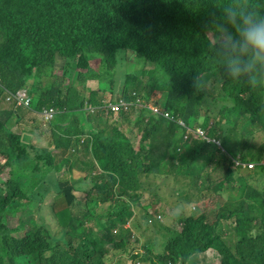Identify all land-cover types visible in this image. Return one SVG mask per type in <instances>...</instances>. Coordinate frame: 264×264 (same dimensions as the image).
Segmentation results:
<instances>
[{
	"label": "trees",
	"instance_id": "1",
	"mask_svg": "<svg viewBox=\"0 0 264 264\" xmlns=\"http://www.w3.org/2000/svg\"><path fill=\"white\" fill-rule=\"evenodd\" d=\"M250 4L264 9V0H0V104L6 91L25 89L36 80L32 111L49 106L63 111L50 125L54 140L39 144L41 126L35 125L32 111L20 114L16 108L0 107V174H9L0 181V264H112L133 246L131 230L125 228L128 220L151 216L143 197L150 181L159 187L171 175L188 179L196 173L191 185L170 187L176 206L197 200L204 189L213 196L227 191L228 200L216 198L210 215L190 217L180 234L164 241L163 252L154 256L157 264H198L192 257L208 251L218 256V264H264V165L247 170L235 164L264 159V81L250 85L226 75L217 43L207 35L200 15L207 12L216 29L226 7ZM119 51H135L159 66L141 74L150 77L151 90L164 91L166 110L189 124L205 126L208 119L200 108L211 103L205 100L209 86L194 87V80L205 75L215 90L217 85L222 104L217 103L215 126L207 133L219 142L195 135L186 140L175 123L133 105L135 99L123 91L126 101L103 99L108 90L120 88ZM59 61L66 76L75 67L80 85L54 80L48 89L43 87L48 68ZM87 79L96 86L84 87ZM36 91L49 93L50 99ZM112 105L121 111L114 120ZM133 111V121L122 127L124 112ZM225 112L227 130L216 120ZM85 134L76 148L75 138ZM207 161L215 165L201 174ZM146 164L151 174H145ZM83 172L97 193L89 190L78 198L76 189L86 192L79 185ZM35 201H40L37 210L45 211L51 230L38 214L27 219L31 229L9 226L11 214ZM62 201L66 206L59 220ZM74 201L83 204L82 213L73 212ZM20 230L22 236H13ZM212 231L216 244L208 243ZM185 240L193 246L176 251L174 245Z\"/></svg>",
	"mask_w": 264,
	"mask_h": 264
},
{
	"label": "rangeland",
	"instance_id": "2",
	"mask_svg": "<svg viewBox=\"0 0 264 264\" xmlns=\"http://www.w3.org/2000/svg\"><path fill=\"white\" fill-rule=\"evenodd\" d=\"M213 41L216 42L215 39ZM116 63H118L117 69H118L119 80H121L120 85H119L120 88H114L112 90L111 89L108 90L107 94L104 95L103 99L116 102L118 100L123 99L122 94H121V92L123 91L127 95H129V97H132L133 99H135L134 101L138 99L143 101V99H148V97H149V100H146L148 102L155 103V101H158V102L161 101L162 90H158V88L156 87H154V89L151 90L152 87L148 86L150 77L147 75L141 74L142 70L144 69L145 70L153 69L154 66L155 68H159L157 64H152L148 62L146 59L142 58V56H139L132 51H120L117 56ZM59 65H56V67L52 69L48 68L49 79L43 81V85H44L43 87H45V89H48L50 86V81H54V80H64L65 82H70L71 84L76 85V86L80 85L79 84L80 81L76 75L75 67H72L70 69L69 76H66L64 73L65 67L63 68L61 67V65H63L61 61H59ZM101 65H102L101 67H103V63H101ZM51 71H53L54 76L50 77ZM38 80L39 82L42 81L40 77L38 78ZM97 82L101 89L105 88V85L102 81H97ZM27 84L28 85L25 87V89H27L32 96L34 87L38 89L36 80H30ZM83 85L84 87L89 88L88 86H91V87L96 86V83L87 79L85 84ZM201 85L209 86V89L207 90L209 95L206 97L205 100H210L211 103L210 104L204 103L202 105L203 108H200L201 115L205 114L206 118L208 119V121L205 123L206 125L204 126L203 123L201 124L197 123L196 126L200 127L201 125H203L207 131L209 128L215 126L214 124L215 117L218 112L217 103L220 102L219 97H218V94L220 93V91L218 90L217 85H216V90H215L211 84L207 83V77L205 75H202L201 77ZM63 89H65V87L62 86L61 90ZM263 92H264V88H263ZM36 93L38 96H41L43 99H50L49 93H41L40 91H36ZM123 100H122V104L125 103ZM219 104H222V103L220 102ZM0 107L2 109L16 108V110H18L20 114H25L27 112V109L25 108L16 107L15 105L6 103V102H1ZM112 109L116 110L117 107L115 105H112ZM119 113H121V111L117 110V113L111 114L113 115L111 117L112 120H114L115 117H119ZM133 113L134 111L131 113L124 112L125 115L122 120V127H126L130 122L133 121V118L131 117L133 116L132 115ZM227 116H228V113L225 112L223 114V117H221V115H218L216 119L217 121L221 122V128L224 130H227L228 128L224 122ZM68 118H70L71 120L72 117L69 116ZM35 119H36L35 125L41 126V128L39 129L41 134L36 138L38 140V143L40 144L44 141L52 142L54 140V132H53V129L50 127L51 125L50 119L46 120L38 112H35ZM60 119H61V116L58 117L55 121L60 120ZM224 130H222V133H225ZM85 137H87V134H85L82 139H81V136L76 137L75 147L76 145H78L79 147L81 140H85ZM256 138L260 139L261 137L260 135L257 134ZM68 155H69V152H68ZM82 156H84L83 152H82ZM129 163H133V160L129 161ZM1 165H2V160H0V166ZM214 165H215L214 163L207 161V167L201 170V174H203L207 170H211L214 167ZM145 170H146L145 174L150 173L151 170H150L149 164L145 165ZM221 173H223V171H221ZM0 175H1L0 181L1 180L5 181V179L8 178L9 174L7 176H4L2 174ZM198 177H199L198 173L191 174V176L188 179L180 175H171L169 178V182L167 181V184H164V185L160 184L159 187L156 186V181H150L149 183L150 189L144 192L143 197L145 200L144 204H148L150 206L149 212L151 216L148 219H146V218H140V215H138V216L130 218L128 222L125 224V228L134 230L132 236H129V238L134 242V244H136L135 242L138 240L139 246H140V242H142V245H141L142 247L147 246L149 249L153 251V253L160 252L163 249V242L165 238H169L173 236V233L180 234L181 230H183V225H181L183 223H181V220L186 218L185 222H188L187 217L191 215L195 217V220H198L200 217L204 215V212H207L210 215L215 205L216 198H218L219 201H222L223 199L228 200L229 193L227 191H224V193L221 195L215 193L213 196L211 193L207 194L206 189H204L202 192L199 193V198L197 200L190 198L186 200L185 202L181 203V206H176L174 204V198L169 196L170 187L172 185H176V186L185 185V187H187L188 185H191L195 179H198ZM51 179L55 180L53 177ZM149 179L152 180L151 177ZM90 183H91L90 180H85L84 182L79 183L80 186L86 187V192L83 190H80L79 188L76 189L75 193L78 198L82 197V195L87 194L89 190H93L94 193H97V190H94L93 188H91ZM152 192H156V194H153ZM23 201H27V200L23 199ZM38 203H40V201H35L33 203H29V202L24 203L25 209L21 211L19 209L15 214H11L8 217L9 226L22 225L23 223L27 221V219L32 217L34 214H38L44 217L42 223H44L51 230V224L47 223L45 219V216H46L45 211L43 209L41 211L37 210L41 208L40 207L41 203L40 204ZM65 205H66L65 201H62L58 206L59 220L63 218L62 209ZM72 209L74 213H77V212L82 213V211L85 210V207L83 206L82 203L74 201L72 205ZM11 210L12 209L10 208L9 211ZM135 212L140 213L139 211H135ZM158 215H160V217H158L159 219L156 218ZM151 217L154 218V221L152 223H149V219ZM179 217H181L180 220L178 219ZM133 221H135V223H137L139 227H136ZM158 223L162 224L163 226H167L168 228L166 230L161 229V228L158 229V227L156 226ZM226 223L227 221H224V220L222 221V224H226ZM29 226L30 224L27 223L26 227H29ZM57 230L58 232L55 234V236L59 237L60 225L57 226ZM23 231L24 230H21L18 233H14V236L19 237L20 234L23 233ZM216 236H217L216 231H212L211 240L208 243L216 244L214 241ZM192 246H193V243L191 242L189 243L187 242V240H185L184 242L175 244L174 249L176 251H187ZM193 258L196 259L200 264H218V259H219L218 256L216 254H213L211 251H208L206 254H203L202 258H198V257H193ZM147 264L149 263L147 262Z\"/></svg>",
	"mask_w": 264,
	"mask_h": 264
},
{
	"label": "clouds",
	"instance_id": "3",
	"mask_svg": "<svg viewBox=\"0 0 264 264\" xmlns=\"http://www.w3.org/2000/svg\"><path fill=\"white\" fill-rule=\"evenodd\" d=\"M200 15L204 19L207 35L211 38L213 43H217V51L221 57V66L226 75L234 80H243L250 85H256L261 81H264V9H262L261 7H257L254 4H250L246 7L241 8L226 7L222 14L223 22L217 24L216 29L214 28V24L216 22L209 19V17L207 16V12L202 10ZM214 39L216 40V42L213 41ZM132 52L137 54L135 51ZM99 58L100 59H98V63H101L102 56L100 55ZM193 85L194 87H200L201 79L196 78L193 82ZM18 92H26L31 100L29 106L18 105L17 101L13 98V95H16ZM163 99L164 91H162V98L160 102L155 101V103H153L146 101L149 100V97L148 99H143V101L138 99L137 101L141 102V104H137L134 101L131 102L137 107L146 108L150 111L151 115H157V118H162L169 122L175 123L181 129V132H183L184 138L186 140L195 135L199 139L217 142L215 138L209 137L206 130L196 126V124H189L183 118L171 115L166 110L163 104ZM1 100L2 102L13 104L16 107L25 108L32 111L31 108L33 107V98L27 89H20L15 92L6 91L5 95L1 97ZM155 107L159 108L160 113L155 111ZM5 109L12 110V108ZM50 109H53L55 112L54 116L50 119V122L52 124V121L56 120V118L63 113V111L58 107H42L40 110L32 111L33 117L35 118V112H38L43 118H45V112L49 111ZM34 121H36V119H34ZM199 132H204L205 137L201 136ZM82 138L83 136H81V139ZM138 149L139 144L136 143V150ZM235 164H241L247 170H254L257 166L264 165V159H262L261 161L244 162L236 160ZM83 174L85 179V173L83 172ZM179 206H181V203ZM192 216L193 215L188 216L187 219H190V217ZM158 217H160V215H158L156 218ZM149 221L152 223L154 221V218L151 217ZM181 223H183L181 225H184L185 221H181ZM23 224L26 225L27 221ZM90 225H94V223H91ZM29 227H31V225ZM133 232L134 230H131L130 236H132ZM20 236H22V234H20ZM168 239L169 238H165L164 241H168ZM130 243L133 244V246L126 253V255L121 256L116 262L112 264H147L146 255L149 256V264H157L154 256L156 254L162 253L164 250L163 247L160 252L153 253V251L147 246L142 247V242H140L139 246L138 240L135 242L136 244H134V242L130 239ZM147 249L151 251L153 255H151ZM193 257L202 258V255H194ZM193 260L197 261L194 258ZM198 264L200 263L198 262Z\"/></svg>",
	"mask_w": 264,
	"mask_h": 264
},
{
	"label": "built area",
	"instance_id": "4",
	"mask_svg": "<svg viewBox=\"0 0 264 264\" xmlns=\"http://www.w3.org/2000/svg\"><path fill=\"white\" fill-rule=\"evenodd\" d=\"M13 98L17 101L18 105L29 106L31 102L26 92H18L16 95H13ZM116 110H119V107H117ZM155 111L160 113V110L157 107H155ZM45 114V119L48 120L54 116L55 112L53 109H50L49 111H46ZM199 134L205 137L204 132H199Z\"/></svg>",
	"mask_w": 264,
	"mask_h": 264
}]
</instances>
